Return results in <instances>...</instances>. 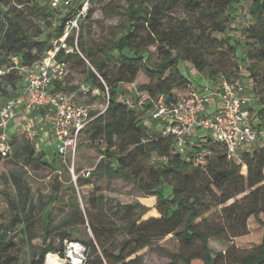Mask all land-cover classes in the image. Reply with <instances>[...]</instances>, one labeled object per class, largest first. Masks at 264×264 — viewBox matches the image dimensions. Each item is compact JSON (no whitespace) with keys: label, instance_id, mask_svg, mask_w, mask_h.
I'll return each mask as SVG.
<instances>
[{"label":"trees","instance_id":"16d2710c","mask_svg":"<svg viewBox=\"0 0 264 264\" xmlns=\"http://www.w3.org/2000/svg\"><path fill=\"white\" fill-rule=\"evenodd\" d=\"M127 1L129 25L118 40L98 48L81 43L78 45L81 54L63 56L68 62L73 61V65L83 66L82 73L86 75L89 85L87 92L96 88L106 92L108 87L107 110L94 113V118L84 132L92 141H98L103 154L113 159L109 172L133 180L144 191L158 196L161 216L139 224V219H134L127 225L129 235L119 250L131 244L133 246L128 252L122 251L120 254L110 251L108 243L102 240V235L108 229L102 223L99 224L100 230L92 225L94 239L89 238L87 256L82 264H136L140 256L129 260L128 257L150 245L155 239L175 233L180 234L185 241L201 239L202 255L199 258L204 264H227L225 258L220 259L226 253L229 254V264H264V219L257 212L253 211L252 216L263 228L261 242L253 251L239 258L229 252L230 248L226 253L219 252L214 256L210 240L230 239L221 235L223 227L204 231L195 222L199 216L198 205L213 188L221 193L219 204H225L244 191L245 178L240 175L242 165L244 170L249 169V187L264 181V144L243 151L242 163L229 159L225 146L210 136L201 141L202 146L198 151L191 149L187 154H181L175 149L172 135L153 133L145 124H141L136 108L127 106L119 99L117 91L119 82L134 83L138 73L142 71L149 82L137 87L140 91L149 93L153 98L164 96L171 99L176 90L187 91L192 84L180 70V61L186 65L189 63L199 72L206 71L211 79L237 82L241 77L239 62L242 44L236 34L243 32L252 41V47L247 51L250 62L247 70L252 77L251 93L255 101L258 98L261 100L252 109L257 112L260 125H264V0L252 1L244 30L237 25L235 17L237 4L241 0ZM178 5L187 11V16L181 17L174 13ZM54 12L49 0H0V80H5L11 87L10 90L7 87L4 89V94L10 96L6 102L19 97L24 79L17 69L5 72L4 68L9 69L10 64L14 65V57L18 58L20 65H31L39 61L45 51L53 46V37L59 38L63 34L62 21L65 17L58 16L60 25L53 29ZM142 28L146 30L145 33H142ZM226 32L225 38L214 36L216 33ZM69 42L70 46H74L73 38ZM152 46L156 48V59H153L154 52L150 50ZM87 61L91 64L90 67H85ZM112 62L122 68L115 79H111L106 72ZM57 89L63 88L60 85ZM24 150L25 153L34 154L30 146H24ZM202 152L206 153L204 162L197 163L195 158ZM153 156L159 160V164L153 169L155 182L151 184L144 181L143 173L146 163ZM255 167L258 176L252 178L251 173ZM167 184L172 187L171 193L165 190ZM29 198L21 187L16 204L11 201L15 206V213L9 227L0 233V264H44L47 254L55 252L52 244L48 243V239L53 237L58 228L54 224L52 211L48 208L51 203L36 217L37 215L32 216L34 203ZM52 207L53 204L50 208ZM229 209L230 206L225 207V210ZM38 224L44 230V246H35L29 262H21L16 249L22 238L16 239L17 235H14L27 228L31 230V226L36 228ZM58 235L60 242L72 240V236L74 240H80L75 234L59 232ZM98 247L102 253L98 252ZM60 254L65 257L64 252ZM176 258L187 264L193 259L179 254Z\"/></svg>","mask_w":264,"mask_h":264},{"label":"rangeland","instance_id":"374dc122","mask_svg":"<svg viewBox=\"0 0 264 264\" xmlns=\"http://www.w3.org/2000/svg\"><path fill=\"white\" fill-rule=\"evenodd\" d=\"M252 1L241 0L237 4L235 17L237 25L243 28L242 30L248 22ZM52 5L56 6L57 3L52 1L51 4L50 2V6L54 9ZM127 6V0H94L88 18L83 21L79 30L78 45L84 43L98 48L113 40H118L129 25L126 14ZM54 10L53 29L60 25L57 18L60 17V12ZM174 13L181 17L187 16V11L181 5L177 6ZM145 32L146 30L142 28V33ZM236 35L242 44L239 62L241 77L238 82H242L248 90L251 88L250 83L246 82L249 84L248 86L244 81L247 79L252 81L247 70L250 64L247 59V51L252 47V41L243 32H238ZM214 36L222 39L227 36V32L216 33ZM54 40L55 37H53ZM150 50L154 52L153 59H156V48L152 46ZM220 52L221 50L218 51V53ZM187 64L180 61L179 68L186 77L194 82L195 71L189 63ZM90 65L87 61L85 67H90ZM69 67L70 71L65 82L61 85L62 88L74 94L77 100L91 105L96 110H102L107 103L108 93L97 88L87 92L89 85L86 82V75L82 73L83 66L73 65V61H69ZM13 68L10 64L9 69L4 68V70L6 69L5 72H8ZM17 70L19 72V69ZM121 70V66L115 62L109 63L106 68L111 79L117 78ZM0 81L1 106L10 97L4 94V89L7 87L10 90L11 87L5 80ZM103 81L107 85V82ZM147 82H149V78L140 71L133 84L139 87ZM126 84V82L117 84L118 96L122 100L131 97ZM257 100L250 102L251 107H257L256 103L261 102L259 98ZM138 116L141 117V114ZM140 123L144 125L145 121L140 119ZM43 130L44 122H39L37 118L27 115H21L8 127L7 133L13 144V152L10 157L0 158V233L9 227L15 213L14 204L18 201L20 188L23 187L28 193L29 199L34 203L32 216L37 215L36 217H38L43 213L45 206L51 203L48 208L52 211L54 224L58 228L53 237L48 239V243H51L55 248V252L51 253L58 256L64 264H72V251H74L72 245L75 243L79 245L80 262H83L87 256L86 246L89 238L94 239L92 225L100 230V223L108 229V232L102 235L103 242L108 243L107 248L115 254H120L122 251L123 253L128 252L133 244L119 250L122 242L129 235L127 225L134 219H139L137 221L139 224L152 217L159 218L161 212L158 206V196L144 191L133 180H127L109 172L108 169L113 163V159L103 154L98 146V141H92L86 132L81 136L76 155H70L64 160L55 154V147L46 145L47 140L44 141L43 136L47 137L48 134L45 135ZM188 142L190 147H194L195 144L192 143L191 136L188 137ZM255 145L257 144L255 143ZM255 145H248L245 149H254L257 147ZM24 146L33 148L34 154L25 153ZM243 155L242 153L235 161L242 163ZM104 159L106 161H103ZM157 164H159V160L155 156L146 163L143 173L145 182L151 184L155 182L153 169ZM88 169H92V172L89 177H86L84 173ZM240 175L245 178L242 193L229 199L225 204H219L221 193L213 188L206 193L204 200L198 205L199 216L195 220L197 227L204 231L223 227L224 231L221 232V235L230 239V241H219L216 238L210 240L214 256L219 252L226 253L230 248L229 252L239 258L241 255L253 251L261 242L263 228L255 222L252 213L255 211L264 219V197L262 196L264 181L254 187H249L247 180L249 169L244 170L243 165ZM257 176L258 172L255 167L251 177L257 178ZM165 190L167 193H171L172 187L167 184ZM11 201H14V204ZM52 204L53 207L50 208ZM227 206H230L229 211L225 210ZM30 229L27 228L14 235H17L16 239L22 238L19 241L16 254L21 262L25 263H28L33 256L35 246H44L43 227L38 224L36 228L31 226ZM59 232L78 235L80 240H74L72 236V240L60 242ZM60 252H64L65 257L61 256ZM98 252L102 253L100 247H98ZM178 254L185 258H193L190 264H204L199 258L202 255L201 239L185 241L180 234L176 233L155 239L150 245L129 256L128 260L140 256V260L136 264H187L176 258ZM228 255L226 253L220 257V259L225 258L227 264H229Z\"/></svg>","mask_w":264,"mask_h":264},{"label":"built area","instance_id":"2783aa9c","mask_svg":"<svg viewBox=\"0 0 264 264\" xmlns=\"http://www.w3.org/2000/svg\"><path fill=\"white\" fill-rule=\"evenodd\" d=\"M49 1L51 4L52 1L56 2L57 5L52 6L60 12L61 17H65L62 21L64 32L61 37L55 38L53 46L45 51L39 61L20 65L18 58H13L12 67L19 69L24 83L18 98L0 106V154L3 158L10 157L13 152L7 130L17 117L19 102L27 109L51 111L55 153L64 160L76 155L81 136L94 118V113H103L108 108L109 97L105 107L96 110L77 100L74 94L57 89L63 85L70 71L69 62L63 54H81L78 47L79 30L88 18L94 0ZM70 38L74 39V46H70ZM126 86L133 91V95L122 101L137 109L151 106L153 117L163 124L161 133L174 137L175 149L181 154L185 155L193 149L189 146L188 137L200 130L207 132L206 137L222 143L228 158L233 160L239 158L248 145L264 144V125H260L257 112L249 106L247 88L242 82L219 79L206 83L202 88L191 84L187 91L176 90L171 99L164 96L153 98L133 83ZM205 155V152L199 153L195 161L203 163ZM91 172L92 169H88L84 174L89 177Z\"/></svg>","mask_w":264,"mask_h":264},{"label":"crops","instance_id":"0c3cea01","mask_svg":"<svg viewBox=\"0 0 264 264\" xmlns=\"http://www.w3.org/2000/svg\"><path fill=\"white\" fill-rule=\"evenodd\" d=\"M192 67V66H191ZM194 69V68H193ZM195 77L197 78H194V82L192 79H190L192 81V84L193 86L197 87V88H202L203 85H205L206 83H212V82H217V80L219 79H211L207 72H199L197 70H195ZM183 73V72H182ZM245 83L248 82L250 83V87L252 86V81L247 79L244 81ZM246 83L248 86L249 84ZM251 89V88H250ZM248 89L247 90V96H248V100H249V106L250 105V102L252 100H255L252 93H251V90ZM130 90V96L133 95V91ZM131 98V97H130ZM122 100V98H119ZM255 107V106H253ZM17 117L15 120L18 119V117H20L21 115H27V116H31L32 118H37V120L39 122H44V130H43V133L47 135L46 136H43L44 138V141H46V145L49 147L51 146L52 148L55 147L54 145V141H53V134H52V123H53V114L51 113V111L47 110V109H40V108H31V109H27L22 102H19L18 105H17ZM136 111L138 112V114H141V117H139V119H143V121H145V125L153 132V133H158V132H161V130L163 129V124L158 121L157 119H155L153 117V112H152V108L151 106H147L145 108H136ZM33 112V115H31V113ZM143 115V116H142ZM14 120V121H15ZM13 121V122H14ZM204 130H200V131H194L191 133V141L194 145L193 147V150H196L198 151L200 146H202V143L201 141L205 140L206 138V132L204 131V134H202ZM189 136V137H190Z\"/></svg>","mask_w":264,"mask_h":264},{"label":"bare ground","instance_id":"6f19581e","mask_svg":"<svg viewBox=\"0 0 264 264\" xmlns=\"http://www.w3.org/2000/svg\"><path fill=\"white\" fill-rule=\"evenodd\" d=\"M72 248H74V251H72V257H73V261L72 264H79L80 262V250H79V245L77 243L72 245ZM44 264H64L63 262H61V260L58 258V256L56 257L54 254L49 253L45 259Z\"/></svg>","mask_w":264,"mask_h":264}]
</instances>
